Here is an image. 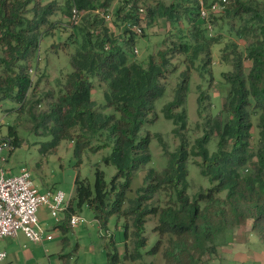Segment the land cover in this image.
<instances>
[{
    "label": "trees",
    "instance_id": "obj_1",
    "mask_svg": "<svg viewBox=\"0 0 264 264\" xmlns=\"http://www.w3.org/2000/svg\"><path fill=\"white\" fill-rule=\"evenodd\" d=\"M218 2L203 0L207 9L217 4L219 14L231 20L230 24L238 19L234 34L246 39L245 46L238 51L233 43L232 58L222 55L233 67L222 75L229 89L221 110L206 118L203 133L191 140L186 109L189 69L197 60L203 61V67L209 64L210 48L218 42L207 33L216 14L201 16L200 0H173L170 4L159 0H64L62 6L56 0H0V100L17 104L10 109L17 117L16 125H8L0 141L10 140L15 149L21 144L17 128L23 126L32 135L48 138L39 141L43 157L56 153L62 141H69L77 158L72 195L58 225L64 235L62 244L68 241L65 234L71 227V212L83 206L104 230L111 216L125 219L124 252L120 255L111 238L105 245L106 264L142 259L151 216L157 218L152 228L157 239L147 253L154 257L160 253L163 264H213L226 233L247 221L264 243V0ZM58 11L66 14L70 32L52 46L74 49L69 55L70 70L44 91L40 77L33 81V60L41 38L55 32L53 16ZM156 19L179 23L182 35L176 34V41L165 39V48L149 55L146 62H137L134 48L139 35L133 28L140 26L142 36ZM176 52L185 56L188 68L179 74L172 98L162 106L163 116L172 122V132L179 140L169 150L160 134L144 128L157 119L155 102L166 91L168 73L175 70L171 56ZM244 60L250 62L248 71ZM94 80L105 85L102 106L91 98ZM108 108L111 112L106 113ZM254 123L257 140L252 146ZM214 136L216 147L210 151ZM154 137L166 163L160 170L148 167L142 186L129 198L132 180L151 162L149 146ZM104 148L110 151L101 157V163L113 166L115 172L106 180L101 164L95 163L90 183L80 176L77 165L85 151ZM196 157L200 175L211 186L189 195L188 165ZM162 194L168 197L165 205ZM60 255L66 264V255Z\"/></svg>",
    "mask_w": 264,
    "mask_h": 264
},
{
    "label": "rangeland",
    "instance_id": "obj_2",
    "mask_svg": "<svg viewBox=\"0 0 264 264\" xmlns=\"http://www.w3.org/2000/svg\"><path fill=\"white\" fill-rule=\"evenodd\" d=\"M60 6L64 0H56ZM164 4H170L173 0H159ZM193 3V0H189ZM199 1V0H198ZM201 1V8L205 11L206 18L209 17L210 12L215 13L212 15L211 27L208 26V37H216L217 43H214L211 50V60L209 64L203 67V61L197 60L194 65L189 69V88L186 98L187 109V130L191 140L200 136L203 133L202 126L204 121L209 116H214L221 110L224 97L229 89V84L224 81L223 73L232 70V65L229 62L222 60L223 54H228L231 58L233 54H229L231 44L237 46L238 51H244L245 38L238 37L234 34V28L239 26L237 18L233 20L224 19L219 14V6L215 4V8L207 9L203 0ZM205 1V0H204ZM217 2L219 0H216ZM114 2V1H113ZM220 5V2H218ZM115 7V2L112 4ZM221 16V17H220ZM220 17V18H219ZM53 20L56 21L55 32L41 38L39 48L34 55V61H36L33 75V81L35 82L39 77L41 78L40 89L46 90L50 85H54L55 79L63 77V75L70 70L69 55L73 51L74 46L69 48H61L58 46H52L56 40L63 41L70 29L67 27L66 14L58 11L53 16ZM152 25L144 28V35H139L135 40V47L137 53L135 54V60L137 62H146L149 55L155 56L159 49L166 47L164 40L168 42L176 41V34L182 35L179 30L182 26L179 23L175 25L168 24L162 19H156ZM190 27V25H188ZM191 28V27H190ZM64 29V30H62ZM184 35L187 37V30L183 28ZM206 33V32H205ZM174 34V35H173ZM210 35V36H209ZM63 44V43H62ZM3 51L0 47V56ZM172 65L175 70L168 73L166 78V91L162 97L155 102V112L157 114L156 121L150 126H146L144 130L148 129L152 134H160L163 140L166 142L168 149L173 150L179 143L178 138L173 134V124L170 120H167L163 116L162 106L165 102L169 101L175 89V85L179 80V74L188 68V63L185 60V56L176 52L171 56ZM231 58L228 61H231ZM173 67V66H172ZM245 70L248 71L250 62L244 60ZM3 70L0 69V73ZM212 76V78L210 77ZM54 82V83H53ZM52 83V84H51ZM55 86V85H54ZM105 85L97 80H94V89L91 94V98L94 99L97 105L102 106L105 103L103 97V90ZM201 98V102H199ZM16 103L10 99L0 100V140L7 134V126L13 125L16 122V115L13 109L16 107ZM106 113L111 112L108 108ZM16 125V124H15ZM21 144L15 149L8 151L5 150L0 154V157H4L6 160L0 159V165H17L26 166L32 173L34 180L45 179L47 184H54L61 189L65 194V199L68 197L71 189L70 184L64 181L66 175V169H74L77 162V158L74 156L73 143L69 141H62L57 148L56 153L43 157L38 150L39 141L47 140L48 138H41L30 134L23 126L17 128ZM251 145L255 146L257 140V128H252ZM38 141V142H37ZM210 151H213L216 147V137L211 138L209 145ZM150 153L152 156L151 162L146 165L132 180L131 190L128 192L129 198H134L136 190L142 186L143 178L148 167H154L160 170L166 163V158L162 152V148L156 137L152 138L150 142ZM109 148L101 149L98 152L85 151L82 154V161L77 165L81 177H86L93 183L95 163H100L101 168L105 173V178L108 180L115 172V169L111 165H104L101 163V157L109 153ZM196 162H200L198 157L191 159L188 165L189 170V189L188 194L193 195L199 190V188H207L211 186V183L206 178L202 177L199 173V165ZM168 197L166 194H162V205H165ZM77 214L82 218L75 227H70L66 236L68 241L66 244H61L62 232L59 229L52 228L50 230L53 241L51 245H54L51 249V257H54L53 264H57L60 258V254L66 253V264H106V247L111 238L115 242V246L120 255L124 252V240H123V226L125 219L123 216H111L107 223V229H101L96 220L93 219L92 212L85 206L80 210H76ZM63 214H60L62 216ZM50 220L54 223V219L50 216ZM56 223V222H55ZM157 223V218L151 216L146 223V236L148 241L144 247L143 257L140 260L134 262H126L125 264H163V259L160 253L155 257L148 254L147 250L154 244L157 239V234L152 231V228ZM129 225V222H128ZM131 231V227H129ZM248 236L251 238L250 242L242 245L245 252H252L254 255L264 252V243L261 242L257 235L250 232ZM3 240L9 241L11 238H4ZM23 240V239H22ZM15 240H13L14 242ZM26 241V240H25ZM130 242V239H129ZM1 243V242H0ZM58 244L61 246L57 247ZM77 246V248H75ZM2 247V246H1ZM62 251V253H60ZM44 257V256H43ZM41 256V264H47V257L45 259ZM23 264V263H18ZM213 264H253L251 259L240 261H234L231 254L221 252L219 258L214 260Z\"/></svg>",
    "mask_w": 264,
    "mask_h": 264
},
{
    "label": "built area",
    "instance_id": "obj_3",
    "mask_svg": "<svg viewBox=\"0 0 264 264\" xmlns=\"http://www.w3.org/2000/svg\"><path fill=\"white\" fill-rule=\"evenodd\" d=\"M139 11L142 13L143 9L139 8ZM73 12L77 15L75 9ZM200 13L201 16H205L202 8ZM133 30L137 35L142 33L140 26H134ZM134 53H137L136 48H134ZM13 149L14 145L10 140L0 141V154L5 150ZM0 159L6 160L4 157ZM40 207H46L54 221L59 222L60 214L67 208L64 192L58 189L41 191L25 166H22L16 174L0 168V241L5 237H15L20 232L33 244L51 240L52 236L47 234L39 223L38 210ZM80 222H82L80 215H70L69 225L71 227H75ZM6 257V252L0 250V264L4 263Z\"/></svg>",
    "mask_w": 264,
    "mask_h": 264
},
{
    "label": "crops",
    "instance_id": "obj_4",
    "mask_svg": "<svg viewBox=\"0 0 264 264\" xmlns=\"http://www.w3.org/2000/svg\"><path fill=\"white\" fill-rule=\"evenodd\" d=\"M16 166L17 165H7V166L0 165V168L5 169L7 172L16 174L19 172V169L22 167L20 166V168H17ZM31 176H32V173H31ZM75 177H76L75 169H66V175L63 178L67 184H70L71 189H73V183H74ZM32 179L41 191L46 190V189L61 190L58 187H56L54 184H47L46 180L43 178L40 179V181L34 180L33 177ZM71 195H72V190H70L69 195L66 198L67 206L69 204ZM62 214L63 215L61 216L60 221L57 223H55L54 221L53 223L52 220H50L49 218L50 214H49L48 209L46 207L39 208L38 210L39 223L44 228L47 234L51 235L50 230L52 228H56L60 230L58 225L61 224V220L64 218L65 212H63ZM72 214H77V212H71V215ZM250 232H252L251 231V221H247L245 225L227 232L226 235L224 236V239L221 245L218 248L217 259L219 258V254H221V252H225L227 254H231L233 256L234 261L242 262L244 260H249L250 258L253 264H264V252L262 254L259 253V255L256 256L252 252H249V253L245 252L244 248H242V245L250 242L251 238L248 236ZM5 238H11V240L5 241L3 240L4 239L3 238L0 241L1 242L0 250L5 251L7 254L6 260L4 261L3 264H18V263L41 264L40 262L42 261L41 256L42 257L44 256L42 259H45L47 257V260H48L47 264H53V260H55L54 257H51V254L53 252V251L51 252V249H53L54 247V245H51L53 244L51 243L53 241V238L51 240H45L44 242L40 244L31 243L25 238V236L21 232L18 233L15 237H5ZM13 240L15 241L13 242ZM57 247L60 248L61 246L58 244ZM60 253H62V251H60ZM62 255H66L64 250H63ZM58 258L60 259L57 262V264H62V259H63L62 256L60 255L58 256Z\"/></svg>",
    "mask_w": 264,
    "mask_h": 264
}]
</instances>
